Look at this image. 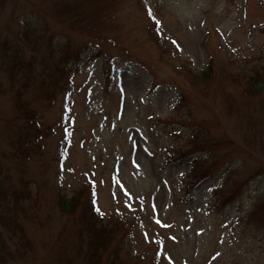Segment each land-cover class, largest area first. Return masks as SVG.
Masks as SVG:
<instances>
[{"label": "rangeland", "instance_id": "obj_1", "mask_svg": "<svg viewBox=\"0 0 264 264\" xmlns=\"http://www.w3.org/2000/svg\"><path fill=\"white\" fill-rule=\"evenodd\" d=\"M22 37L71 84L23 92L32 124L0 63V183L34 192L37 251L18 264L76 255L57 201L88 185L131 223L129 264H264V91L246 81L264 86V0H5L0 40Z\"/></svg>", "mask_w": 264, "mask_h": 264}, {"label": "trees", "instance_id": "obj_2", "mask_svg": "<svg viewBox=\"0 0 264 264\" xmlns=\"http://www.w3.org/2000/svg\"><path fill=\"white\" fill-rule=\"evenodd\" d=\"M61 1L57 0V2ZM0 2L1 14L5 0H0ZM67 9H69L68 19L74 18L70 16L72 10ZM37 11L39 15H42L39 8H37ZM72 25L76 26L74 22H72ZM70 28L77 27L70 26ZM80 31L85 32V28ZM28 34L30 32L25 33V35ZM89 34L95 36L92 33ZM38 48L42 47L37 46L35 43L31 44L26 37L12 41H9V39L0 40V63L3 71L8 75L9 89L16 100L17 117L24 116L26 119L31 120L32 124H35L37 118L36 111L30 108L28 102L22 99L24 98L23 92L29 90L33 84L39 83L40 79L44 83L41 85V90L45 97L48 100H56L57 96L71 84L70 77L65 76V70L59 64L54 66L55 71H53L52 77L50 73L53 69L50 70V68L45 67V70L42 71L45 74L42 75L37 70V60L34 63L32 60L25 59L27 49L32 52V50H39ZM60 53L65 55V60L72 58L74 55V53H67L62 50ZM51 54L47 61L54 57L52 50ZM77 55L79 54H75L73 59L77 58ZM79 57L77 60H79ZM65 62L64 59H61L59 63L62 65ZM39 67H41V63ZM261 76L262 73L259 72L246 77L252 91H264V86H260L262 84ZM203 77H209L207 71L204 72ZM257 91L253 93L258 94ZM36 125H38V121H36ZM23 142H25L23 138L19 140L20 144H23ZM14 180L7 178L0 183V264H18L20 261L31 257L35 250L37 251L36 244L29 237L26 226L27 221L33 220L35 215V207L32 203L34 200L32 182L26 179H23L24 181ZM199 182H202V180ZM95 190L94 185H88L80 188L70 197L66 194L58 196L57 206L59 211L69 217L70 220L80 224V226H77L79 245L76 255L68 257L66 263L129 264L131 261L129 256L132 255V251L127 245V236L132 225L114 213L104 212L100 208ZM124 250L129 262L123 257Z\"/></svg>", "mask_w": 264, "mask_h": 264}, {"label": "snow or ice", "instance_id": "obj_3", "mask_svg": "<svg viewBox=\"0 0 264 264\" xmlns=\"http://www.w3.org/2000/svg\"><path fill=\"white\" fill-rule=\"evenodd\" d=\"M202 231V230H201Z\"/></svg>", "mask_w": 264, "mask_h": 264}]
</instances>
